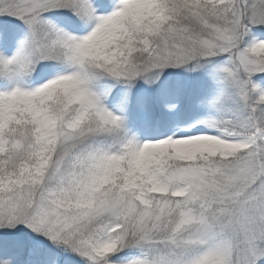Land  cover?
<instances>
[{"label":"snow or ice","instance_id":"snow-or-ice-1","mask_svg":"<svg viewBox=\"0 0 264 264\" xmlns=\"http://www.w3.org/2000/svg\"><path fill=\"white\" fill-rule=\"evenodd\" d=\"M0 264H264V0H0Z\"/></svg>","mask_w":264,"mask_h":264}]
</instances>
